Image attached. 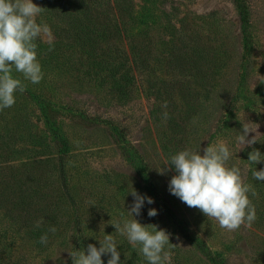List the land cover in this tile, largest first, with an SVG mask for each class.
<instances>
[{"label": "rangeland", "instance_id": "374dc122", "mask_svg": "<svg viewBox=\"0 0 264 264\" xmlns=\"http://www.w3.org/2000/svg\"><path fill=\"white\" fill-rule=\"evenodd\" d=\"M33 2L40 6L39 0ZM134 2L156 16L149 33L139 38L143 44L151 40L155 81L163 77L162 54L176 41V29L188 33L190 43L211 48L212 69L201 73L208 81L202 86L197 75L184 97L175 91L176 106L167 107L172 119L165 120L162 114L169 111L143 89L139 67L131 71L130 93L120 83L113 86L123 73L120 46L114 50L117 72L112 78L105 62L88 56L92 43H68L58 34V24L42 12L37 22L50 26L54 44L50 51L45 36L37 49L44 77L32 84L13 69V77L26 87L16 93L11 108L0 111V264H73L69 252L86 250L90 243L99 247L95 238L104 232L116 238L124 264H145L111 224L126 214L132 187L154 199L134 218L170 234V264H264V182L255 181L251 171L264 168V161L251 166L247 161L253 148L264 153V0ZM242 3L249 12L245 32L238 10ZM98 48L96 57L106 50ZM46 116L65 137L66 153H59L49 137L47 129L53 126H45ZM243 124L253 131L248 139L257 140L251 146L235 142ZM219 142L233 153L229 166L239 167L243 181L255 189V195L249 193L256 208L251 227L221 229L169 193L174 172L158 171L168 168L163 163L180 150L201 148L202 153ZM61 171L65 180L56 181L45 215L43 194L53 189L46 177ZM149 208L158 214L149 217ZM37 220H42L39 228L34 227ZM47 226L57 231L42 245L39 238ZM102 259L106 264L108 257Z\"/></svg>", "mask_w": 264, "mask_h": 264}, {"label": "clouds", "instance_id": "9594fccd", "mask_svg": "<svg viewBox=\"0 0 264 264\" xmlns=\"http://www.w3.org/2000/svg\"><path fill=\"white\" fill-rule=\"evenodd\" d=\"M43 8L33 0H0V111L11 108L16 102V93H23L25 85L12 75L13 69L21 73L24 80L39 84L44 77L42 65L38 59L36 43L49 36L47 44L51 51L54 47L50 38V26L43 21L37 22ZM167 108V101L162 105ZM163 119L168 113L162 114ZM250 128L242 125L235 142L253 145L255 136L248 139ZM233 155L225 142L208 144L202 153L199 150L183 149L172 154L166 161L168 168H159L160 174L174 172L168 183V191L188 207L199 209L207 218L215 220L221 229L233 231L241 225L251 227L256 220V208L249 199V193L255 195L254 187L242 179L241 169L229 166ZM249 166L264 161V153L253 148L248 153ZM252 177L257 182H264V168L251 169ZM133 200L128 210L120 213L115 223V232L126 238L128 244L142 256L145 264H170V234L156 225H143L135 216L141 214L145 204L151 205L154 199L147 194H140L133 187ZM125 209V207H124ZM157 209L149 208L147 215L156 216ZM37 220L35 228L41 226ZM55 226H50L40 235L39 243L47 245L49 233L55 234ZM99 247L88 244L87 249H75L69 252L73 264H105L102 257H108L106 264H124L117 250L118 242L112 234L95 238Z\"/></svg>", "mask_w": 264, "mask_h": 264}, {"label": "trees", "instance_id": "16d2710c", "mask_svg": "<svg viewBox=\"0 0 264 264\" xmlns=\"http://www.w3.org/2000/svg\"><path fill=\"white\" fill-rule=\"evenodd\" d=\"M39 5L43 8L42 12L58 24V34H62L61 37L68 43L79 47H83L88 42L92 43V48L89 47L87 51L88 56L92 60L94 58L96 63L105 62L109 76L112 78H115L117 72L114 50L120 46L122 49V57L119 59L120 70L122 68L123 73L117 82L113 81V86L120 83L119 86L126 94L131 92L133 85V81H130L133 67H139V73L143 77V89L149 94H154L155 98L158 97L160 106L167 101V107H175L174 92L177 91L180 98L184 97L186 87L193 84L190 82L191 78L196 81L197 75L202 76L199 78L202 86L208 81L206 75L201 73H209L212 69L211 48L205 43L203 45L190 43L188 33L180 29H176V41L169 46V53L162 54L165 58L163 77L155 81L152 63L149 61L153 55L151 40L147 37L146 43L143 44L139 38L149 33L148 30L153 22L155 23L156 16L154 17L149 7L141 9L135 7L134 0H39ZM238 10L245 32L249 21L248 7L242 3ZM36 43L40 47V40ZM99 44L104 45L106 50L96 57ZM201 63L204 67L200 68ZM168 111L167 120H171L170 108ZM53 124L55 121L46 116L45 126L48 128ZM47 130L51 140L58 144L57 151L61 154L66 153L68 148L63 134L58 133L54 126ZM57 161L60 163V158ZM5 178L6 176H3L4 180ZM57 180H65L62 171L58 175L50 174L46 177V183L53 186V189H47L43 194L45 215H48V209L52 204ZM48 228L47 226L44 232Z\"/></svg>", "mask_w": 264, "mask_h": 264}]
</instances>
